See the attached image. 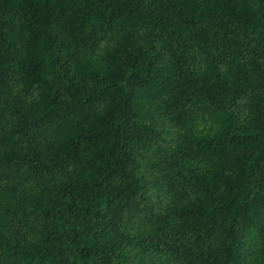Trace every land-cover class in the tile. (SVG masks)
<instances>
[{"label": "trees", "instance_id": "1", "mask_svg": "<svg viewBox=\"0 0 264 264\" xmlns=\"http://www.w3.org/2000/svg\"><path fill=\"white\" fill-rule=\"evenodd\" d=\"M0 264H264V0H0Z\"/></svg>", "mask_w": 264, "mask_h": 264}]
</instances>
